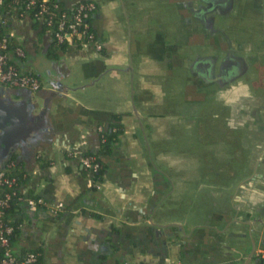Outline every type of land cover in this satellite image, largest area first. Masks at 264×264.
<instances>
[{
	"label": "crops",
	"instance_id": "0c3cea01",
	"mask_svg": "<svg viewBox=\"0 0 264 264\" xmlns=\"http://www.w3.org/2000/svg\"><path fill=\"white\" fill-rule=\"evenodd\" d=\"M94 1L100 50L55 46L27 13L11 23L41 80L30 95L0 94L29 105L35 137L13 155L28 173L20 190L66 206L21 204L14 253L37 250L42 264H264V57L205 86L193 66L211 56L213 30L180 0ZM259 34L257 49L264 25ZM113 114L121 130L92 180L80 152L98 148Z\"/></svg>",
	"mask_w": 264,
	"mask_h": 264
},
{
	"label": "built area",
	"instance_id": "2783aa9c",
	"mask_svg": "<svg viewBox=\"0 0 264 264\" xmlns=\"http://www.w3.org/2000/svg\"><path fill=\"white\" fill-rule=\"evenodd\" d=\"M71 2V3H69ZM96 3L94 0H0V26L13 22L25 13H31L38 20L50 37L57 44L85 45L92 44L96 50L101 49V42L93 39L89 19ZM72 39V40H71ZM25 57L24 50L16 38L13 27L0 30V85L4 87L27 88L31 91L41 86V80L32 70L11 62V58ZM101 130V126H98ZM85 141L81 139V146ZM92 156L82 155L80 163L88 171L94 172L98 164L92 161ZM9 162L6 166H10ZM15 177L0 169V264H39L38 254L26 251L22 254L14 253L12 239L15 227L5 220V209L9 202L16 199L30 210L44 208L51 214L63 209L60 202L51 203L43 199L34 191L31 195L16 189ZM19 226V225H17Z\"/></svg>",
	"mask_w": 264,
	"mask_h": 264
},
{
	"label": "flooded vegetation",
	"instance_id": "af4514ba",
	"mask_svg": "<svg viewBox=\"0 0 264 264\" xmlns=\"http://www.w3.org/2000/svg\"><path fill=\"white\" fill-rule=\"evenodd\" d=\"M180 1L184 10H189L197 23L215 33V37L213 33L211 36V56L206 58V62L200 61L193 66L197 83L205 86L226 84L234 76H240L247 68L253 67L251 65L254 61L263 59L264 48L257 49L255 42L254 47L249 37L256 38L261 35L259 26L264 25V0ZM258 15H261V19L257 20ZM229 19L232 20L231 23L227 22ZM219 35L222 36L223 43L216 47L214 43ZM242 40L251 48H243L240 42ZM256 43L264 46V41L258 40Z\"/></svg>",
	"mask_w": 264,
	"mask_h": 264
},
{
	"label": "trees",
	"instance_id": "16d2710c",
	"mask_svg": "<svg viewBox=\"0 0 264 264\" xmlns=\"http://www.w3.org/2000/svg\"><path fill=\"white\" fill-rule=\"evenodd\" d=\"M71 1H77V0H71ZM69 3H71V2H69ZM28 15H29V17H32L31 13H29ZM91 17L89 19V23H90V26H89L90 29L89 30H91V32H93V39L98 40L96 33H95V31L91 25ZM9 27H12L11 22H9V23L7 22V25H5L4 27L0 26V30H2L3 28H9ZM51 40L55 46L60 47V48H64L68 44L67 42L57 44L53 41L52 38H51ZM10 61L13 63H17L19 66L24 67V65H25V57L20 58V59L12 57ZM32 73L35 74L34 72H32ZM120 130H121V127H120V123H119V116L117 114H113V115H111L110 120L108 122L104 123L101 126V130L98 131V135H99V146H98V148L96 150H92V149H90V147L82 148L80 155L81 156L82 155L83 156L84 155L92 156L93 157L92 161H94L98 164L96 170L94 172H92V176H91L92 180H99L101 178L102 170L104 167V163H103L101 157L104 155H107L111 152V149L117 140V136H118ZM9 162H12V164L10 166H5L3 168H6V172L9 175L15 177L16 187H17L16 189L18 191V190H20L21 183L27 182L29 180L28 173L24 172L23 170H21L19 168V163L14 160V156H12L10 158ZM85 169L87 170V168H85ZM25 193L28 195H31L32 190L27 189L25 191ZM21 204L22 203L18 202L16 199H13L9 202V206L4 211L5 220L6 219L9 220L8 223L15 227L14 235H15L16 230L18 228V226H17L18 223H17V219L13 213H15L14 211L16 209H19ZM65 207L66 206L63 205V209ZM31 251H34L35 253L38 254V256H39L38 262H39V264H42V258H41L39 251H37V250H31Z\"/></svg>",
	"mask_w": 264,
	"mask_h": 264
},
{
	"label": "water",
	"instance_id": "95a60500",
	"mask_svg": "<svg viewBox=\"0 0 264 264\" xmlns=\"http://www.w3.org/2000/svg\"><path fill=\"white\" fill-rule=\"evenodd\" d=\"M13 88L25 90L28 95H30L31 92V90L27 88ZM0 94L9 96L13 94V92L9 88L0 85ZM1 101L5 102H0V169L3 168L6 160L15 155L17 148L25 150L27 145L32 144L35 137L26 132L29 118L27 112L29 105H27L26 100L22 99L19 102H7L8 100ZM4 107L14 109L16 111L15 115L6 117L4 115Z\"/></svg>",
	"mask_w": 264,
	"mask_h": 264
},
{
	"label": "rangeland",
	"instance_id": "374dc122",
	"mask_svg": "<svg viewBox=\"0 0 264 264\" xmlns=\"http://www.w3.org/2000/svg\"><path fill=\"white\" fill-rule=\"evenodd\" d=\"M234 17H236V15H234ZM227 22H228V23H231V22H232V20H230V19H229ZM236 23H237V22H236ZM229 32H230V31H229Z\"/></svg>",
	"mask_w": 264,
	"mask_h": 264
}]
</instances>
